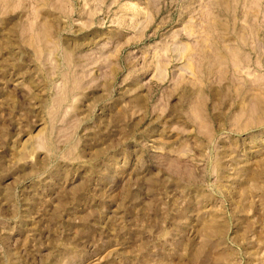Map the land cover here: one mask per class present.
<instances>
[{
	"label": "rangeland",
	"instance_id": "rangeland-1",
	"mask_svg": "<svg viewBox=\"0 0 264 264\" xmlns=\"http://www.w3.org/2000/svg\"><path fill=\"white\" fill-rule=\"evenodd\" d=\"M0 264H264V0H0Z\"/></svg>",
	"mask_w": 264,
	"mask_h": 264
}]
</instances>
